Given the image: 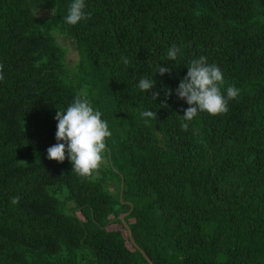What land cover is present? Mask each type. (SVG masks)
<instances>
[{
  "label": "trees",
  "instance_id": "16d2710c",
  "mask_svg": "<svg viewBox=\"0 0 264 264\" xmlns=\"http://www.w3.org/2000/svg\"><path fill=\"white\" fill-rule=\"evenodd\" d=\"M69 4L0 0V264H264V0H86L75 26ZM200 56L239 95L185 121L175 89ZM78 97L112 133L86 177L47 158Z\"/></svg>",
  "mask_w": 264,
  "mask_h": 264
},
{
  "label": "clouds",
  "instance_id": "9594fccd",
  "mask_svg": "<svg viewBox=\"0 0 264 264\" xmlns=\"http://www.w3.org/2000/svg\"><path fill=\"white\" fill-rule=\"evenodd\" d=\"M89 18L86 0H70L64 17L68 25L75 26ZM182 55V46L172 45L167 50L165 62H176ZM123 63L127 64L128 61L123 60ZM170 72L171 69L161 63L156 67V73L160 76ZM2 79L3 76L0 75V80ZM156 83L154 78H142L138 81L137 88L146 95L152 92ZM223 84L224 73L219 66L209 63L205 56L192 59L187 65V74L175 89L177 98L188 105L184 111V120L191 121L201 112L212 116L226 113L229 110V100L238 97L239 89L229 86L225 94L221 91ZM166 95L170 97L172 91L167 90ZM158 96L159 93H153L152 100ZM139 115L145 122L156 117L153 110L141 111ZM54 120L57 122L56 144L47 149V158L58 163L67 159L77 175L90 176L103 161L106 140L112 135L107 121L102 119V113L87 99L78 97L66 109L56 111ZM18 202L19 198H13L12 204Z\"/></svg>",
  "mask_w": 264,
  "mask_h": 264
},
{
  "label": "water",
  "instance_id": "95a60500",
  "mask_svg": "<svg viewBox=\"0 0 264 264\" xmlns=\"http://www.w3.org/2000/svg\"><path fill=\"white\" fill-rule=\"evenodd\" d=\"M126 216H127V215L122 216L121 219H122V221H123L125 227H126L127 230H128V233H129V236H130V239H131L133 245L137 248L136 243H135V240H134V238H133L132 231H131V229H130V226H129V224H128V223L126 222V220H125ZM137 249H138V248H137ZM141 252H142V254L144 255V257L146 258V260H147L150 264H153L152 261H151V259L149 258V256L146 254V252H144L143 250H141Z\"/></svg>",
  "mask_w": 264,
  "mask_h": 264
},
{
  "label": "rangeland",
  "instance_id": "374dc122",
  "mask_svg": "<svg viewBox=\"0 0 264 264\" xmlns=\"http://www.w3.org/2000/svg\"><path fill=\"white\" fill-rule=\"evenodd\" d=\"M69 58H70V60H76V59H77V54H76V52H73V51H72V52L70 53V57H69Z\"/></svg>",
  "mask_w": 264,
  "mask_h": 264
}]
</instances>
